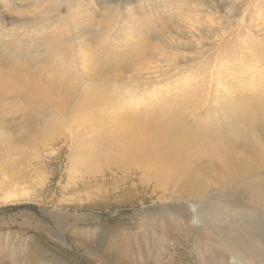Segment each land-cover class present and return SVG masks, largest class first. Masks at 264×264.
<instances>
[{
	"label": "rangeland",
	"instance_id": "obj_1",
	"mask_svg": "<svg viewBox=\"0 0 264 264\" xmlns=\"http://www.w3.org/2000/svg\"><path fill=\"white\" fill-rule=\"evenodd\" d=\"M9 1L11 4L0 0V53L8 58L0 64L3 79L10 84L33 71L49 80L48 84L63 86L35 100H27L20 90L13 92L11 87L0 93L3 103L0 107L5 110L0 113V264H264L263 200L252 201L243 189L239 199L231 198L232 190L214 191L203 204L192 203L187 195L165 192L154 181L155 171L133 163L119 167L105 163L107 155H94L92 149L93 141L108 130V123L102 121L106 118L99 116V111L107 115L127 113L132 121L143 125L155 121L162 124L165 116L174 112L189 114L190 110L182 111L181 100L187 101L192 93L200 94L202 86L193 77L194 69L200 75L210 73L208 77L217 69L228 73L224 88L221 82L215 83L212 76L207 85L210 99L222 98V103L218 102L222 113L233 109L224 104L227 106L230 100H235L237 92L241 100L245 98L246 103L252 104L253 100L248 101V81L244 77L250 67L254 69L262 64L263 67L258 68L259 79L264 78V0H205L204 9L213 6L210 14L203 12L210 20V33L198 35L192 44L187 38L197 32L191 33L187 27L176 29L174 9L166 0H159L155 7L151 5L156 0H110L111 7L103 3L105 0H61L55 8H50L53 7L51 0ZM74 2L80 4V9L89 10V26L95 29L97 25L93 24L99 22L110 25L108 21H99L108 19L106 12L110 9H116L113 15L120 11L129 23L120 30L112 28L115 40L108 38L109 31L102 34L99 30L93 38L87 31L71 39L73 43L82 42L85 54L93 56L91 65L97 63L96 55L102 56L105 49H110L115 54L105 57L104 61L113 66L119 60L118 69L97 73L93 78L94 75L79 64L83 61L72 57V45L55 47V37L53 42L39 39L44 33L51 34L54 16L71 14L70 33H79L82 25L77 24L79 16ZM146 2L152 11L150 15L143 12ZM130 8L135 9L131 13L150 27L144 37H133V24L130 25L126 14ZM183 8L186 7L179 5V11ZM103 15L106 17H101ZM161 17L167 18L162 22L167 24L158 27ZM121 22H116V26ZM129 26L132 35L122 36ZM59 27L62 31L67 28ZM31 30L35 32L28 36ZM171 30L174 37L175 34L179 37L174 41V44L179 43L175 50L158 42L159 37H165ZM254 30L258 36L255 39L244 36L245 32ZM10 32L15 37L8 35ZM42 41L49 42L44 45ZM244 42L258 49V53L252 55H258L260 63L255 61L248 66L246 62L251 61V57L241 56L246 53L241 49ZM50 48L54 50L45 55ZM135 48L137 51L132 52ZM123 57L125 59H121ZM223 60L226 63L221 66L219 61ZM13 64L23 72L20 76L15 75ZM23 66L25 70L21 69ZM91 85L103 86L113 104L105 100L106 106L97 105L93 111L86 107L79 109ZM217 87L221 90L220 96ZM222 89L230 96L224 97L226 93ZM261 90L255 87L254 94ZM66 94L70 95L59 106ZM208 96H203L200 102L196 98L192 100L193 105L199 102L198 107L202 106L201 119L195 121L198 127L217 124V129L224 131L228 121L221 117V111L218 116L211 111L215 114L211 121L206 113L203 115L210 107L205 101ZM163 101L164 107H154ZM91 111L97 114L81 120ZM236 116L234 111V118ZM256 122L253 119L248 127L256 128ZM49 124L51 129H46ZM226 131L232 142L241 144L240 136H235L230 128ZM147 136L149 141L157 140L154 133ZM249 136L259 142L255 132H250ZM118 145L124 143L118 140ZM117 159L124 163L129 161ZM259 177L264 179L263 168L258 169L251 180ZM164 182L168 183V179Z\"/></svg>",
	"mask_w": 264,
	"mask_h": 264
},
{
	"label": "bare ground",
	"instance_id": "obj_2",
	"mask_svg": "<svg viewBox=\"0 0 264 264\" xmlns=\"http://www.w3.org/2000/svg\"><path fill=\"white\" fill-rule=\"evenodd\" d=\"M6 1L8 3L10 2L9 0ZM32 2L35 3V0H32ZM51 2L53 4V7L50 8H55V6L62 3L61 0H51ZM158 2L159 0H156V2L153 3L151 6L155 7V5ZM103 3L110 5L111 7L110 0H105ZM165 3H168L174 9L173 15L175 18V23H177L178 25L176 29H180L181 27H187L189 32L191 33H193L194 31L197 32V35H192L187 38L188 42L192 44L193 42H195V37H197L198 35L199 37H201L200 35L207 36V34L210 33L209 32L210 26L208 25L210 23V20L209 18L206 17L205 14L203 15V12L210 14V12L213 10V6H209L204 9L202 7V3L206 4L205 0L204 1L166 0ZM146 4L147 6L143 5V10H144L143 12L145 14L150 15L152 14L151 8L148 5V2H146ZM179 5H183L186 8H183L181 11H179ZM74 6H75L74 9L76 11L78 10L77 16H79V18L77 20V24L82 25V27L78 30L79 31L78 34L70 33L69 16L71 14L68 16H63L64 19L62 16H54L55 23L51 24L50 30L53 28L51 34L46 36L47 33H44V35L40 36L39 39L40 40L51 39L53 42L54 41L53 38L55 37V39L57 40L55 43H53L55 47L61 46L62 44H65L66 47H69L68 46L69 44L72 45L70 46L73 49L71 52L72 57L81 59L83 63L79 62V64L82 65L83 68H86L91 74H93L94 75L93 78H96L95 74L97 73L100 72L103 73V71H106L107 73L108 71H114L118 69L120 65L118 57L116 59L118 60L117 64H113V66L108 65L104 61L105 57L115 54L114 52H110L111 51L110 49L108 48L105 49L104 52L102 53V56L100 55L98 56L94 54L97 56V63L95 64L93 63L91 65L90 63L91 60L93 59V56L90 58L88 55L85 54V51L84 49H82L81 46L82 42L75 41L76 43L75 44L71 42V39L73 37H80L83 34H85L87 31L91 32L92 35L91 38H93L97 36L95 31L98 32L99 30V33L101 32L102 34L109 31L110 34H108L109 35L108 38L111 40H115L116 37L114 36L115 34H113L114 31H112V28L115 27L114 30L119 28L121 29L123 25H128L129 23L124 20L120 11L117 10V15L121 14L120 17H118L117 15H113L116 9H110L111 11L108 10L106 12L108 19L99 20L104 22L108 21L110 25H106L104 23L99 22L93 24V25H97V29H95V27L89 26V23H91L90 20L91 18L89 13L87 16V12L89 10H86L85 7L80 9L79 8L80 4H78V2H74ZM110 7H108V9ZM131 11H135V9L130 8V12H126V14L128 15V18L130 20V25L133 24V28L131 29L129 26V30L127 29L125 30L127 31V33H124L122 36H126L127 34L131 36L132 34H130V31L132 30L133 37L135 38L144 37L146 29H149L150 27L146 24V22L138 19L139 17L138 16L136 17V14L131 13ZM137 11L138 13H141L139 8L137 9ZM167 12L168 11H163L162 13H167ZM233 14L236 15L237 13H233ZM91 15L96 17L93 12ZM104 16L105 15L101 17ZM166 20H164V17L159 18L158 27H162L163 24L164 25L167 24V23H162L165 22ZM118 21H122V22L121 24L116 26L117 24L116 22ZM243 22H244V17H243ZM112 24L115 25L113 26ZM59 26H66L67 28L62 31L60 30ZM41 27L42 25L40 26V28ZM27 28H33L34 30L36 27H27ZM34 32L35 31L31 30V33L28 34V36H31ZM255 32H256L255 30L252 33L245 32L244 36L250 37L251 39H255V37L257 36ZM122 33L123 32H121V34ZM11 34H12L11 32L8 33V35L10 36ZM63 34H68V37L66 38L62 37ZM12 37H15V35L12 34ZM213 37L215 36L213 35ZM178 38L179 37L177 36V34H175L174 37L173 30H171V33L166 35L165 37H159L158 42L163 47H166L171 50H175L177 49L179 43L176 42L174 44V41ZM218 38H222V37H218ZM48 42L49 41H45V42L42 41L44 45H46ZM201 42L202 41H200V43ZM226 44H228V42ZM76 45H78V47H75ZM242 46L243 47H241V49L246 53L245 54L241 53V56L251 57V61H247L248 59L245 60L247 61L246 63H249L248 66L253 65L255 61L256 64L260 63L258 55L255 56L252 55V53H256V54L258 53L257 52L258 49L255 48L254 45H252L250 42H244L242 43ZM52 50H54V48H50L49 51L47 50L48 52L45 55H49ZM227 50L228 49H226L225 51V59H227L226 57ZM135 51H137V48L132 49V52ZM230 57H234V56H230ZM5 59L8 58L3 57V54L0 53V64L4 63ZM121 59H125V57ZM224 62H225L224 60L219 61V64L221 66H224L223 65ZM217 64L218 62H216L215 68L218 67ZM13 65H14L13 67L16 69V71L14 72L15 75L20 76L23 72L19 70L20 68L15 66V64ZM262 67H263L262 64L258 66L259 69ZM258 68L255 67L253 69V67H250L249 70L247 69L249 71L248 74H246V76L244 77L245 80L247 78L248 81L246 82L248 86L247 87L248 90L246 88V93L247 91H249L248 101L251 102L253 100V103L252 104L246 103L245 98L244 100L240 99V94L238 92L234 93L235 100H230V103L227 106L224 104L226 108H229L228 107L229 105L233 107V109L229 108V111H227V113L225 109H224L225 112L222 113L223 109L218 106L219 100H221L222 103V98H219L218 101H216L210 99L212 97L209 98L208 96L209 86L207 85L211 83V76L213 77L215 83L217 81L221 82L219 84H221L220 86H222L223 88L226 86V81L229 79L226 78L228 77L227 76L228 73L226 72V70L218 71V69L215 72H211L212 75H210L209 77L208 75L210 73L206 75L204 74L200 75L197 74L196 69H194L195 72L193 71V73L195 74H193V77L194 79H198L201 82L200 85H202L201 89L199 90L200 94L190 92L192 93V95L189 96L187 101L181 100V104L183 106L182 111L190 110L191 112L189 114L174 112V114L165 116L166 119L160 116L161 118L165 119L164 123L162 122V124H159L158 121H155L153 122V124L143 125L142 123H139V121L137 122L132 121L130 114L127 113L118 114V115H114V114L107 115L104 111H99L98 115L106 118V119H102V121L105 120L108 123V130L105 134H101L98 138H96L93 141L94 145H92V149L94 151V155L103 156L106 154L107 156L104 162L108 164H113L114 166L119 167L122 165H129L130 163H133L134 165L145 167L147 171L153 170L156 172L157 175V178L154 181H157V184L161 185L162 189L165 190V192L169 193L173 191L175 192V194H178L179 196L187 195L186 196L187 199L192 203L203 204L207 199H209L208 196H211V193L214 191L220 193V192H226L227 190H232L233 196L231 198L239 199L242 197L243 189L246 190L243 193L250 194L252 201L261 202L263 200L264 202V179L259 177L254 181L251 180L253 179V177L255 178V173L256 171L258 172V169L260 168H263V177H264V147H263L264 146V78L259 79L260 73L258 72L259 70ZM21 69L25 70L26 68L25 66H23ZM25 73L29 74V72H25ZM235 74H232V76L234 75L236 77L240 75L238 73H237L238 75ZM193 77H191L190 80ZM23 78L24 79L18 77L17 79L12 80V83L7 84V82L2 77V73L0 72V93L11 87V91L13 92L20 90L19 93H22V95L25 96L27 100L28 99L35 100L40 96L42 97L50 94L53 89L63 86V84L61 83L48 84L49 80H45L39 75L34 74L33 71L30 73L28 77L24 76ZM261 80L263 81L261 82ZM106 83L107 82L103 84L106 85ZM232 86H234V84ZM249 86L250 88L251 86H253V88L250 89ZM236 87L235 89H237ZM255 87H259L262 90L258 91V94H254ZM217 88L218 90H216V92L220 96L221 90H219L220 89L219 87ZM223 93L226 92L223 91ZM69 95L68 94L65 95L63 99V103H59V106H62L66 102V99ZM88 95L90 96L89 98H87ZM203 96L205 97L208 96V98H205V101H207V103L210 105L209 109L208 108L205 109L203 115L205 116L206 113L207 116H209L208 120L211 121V119L215 117L214 113H216V115L218 116L219 112L221 111V117L225 119V121H228L224 127L225 128L224 131H220V129H217V124L213 125L212 127L211 126L198 127L195 120L201 119L200 113L202 110V106L198 107V105ZM228 96H230V93L227 92L226 96L224 97H228ZM93 98H95V102ZM195 98L197 101L199 100L200 101L198 102V104L193 105L192 100H194ZM105 100H108L111 104H113V100L107 97L105 88L103 86L95 87L91 85L89 86V90L85 98L82 100V102H80L78 108L81 109V107H86L93 111L97 105L103 104L106 106V104L104 103ZM210 101L212 102V105ZM224 102H227V100L224 99ZM163 103L164 101L162 103L160 102L159 104L154 105V107H162ZM1 104H3L2 101H0V106ZM3 109H4L3 107H0V113H3L5 111ZM92 111L91 114L86 115L81 120L85 118L90 119V117L93 114H97V111L96 113H93ZM211 111H213L214 113H212ZM234 111L238 115L235 118H234ZM229 114H231V116ZM253 119L255 122L258 121L256 122L257 127L254 128L251 126L249 128L248 126L250 125ZM46 127H47L46 129H51L52 126L51 124H49ZM227 128H230L232 130V133L235 134V136L241 137V144L237 145L236 143L232 142L231 139L228 138L229 135L226 131ZM245 130H247L246 136H245ZM250 132H255V135L259 137V142L252 141V137L249 136ZM150 133L156 134L155 137H157V140H153V141L147 140V138L149 137L147 135ZM118 140L122 141L124 145L119 146ZM114 156H116L117 158H124L127 159V161L128 160L129 161L124 163V161H121L115 158ZM166 179H168V183L164 182V180ZM170 186L172 188L168 189ZM201 211L202 212L204 211V207H201ZM222 228L223 226H220V229ZM222 232H224V230Z\"/></svg>",
	"mask_w": 264,
	"mask_h": 264
}]
</instances>
